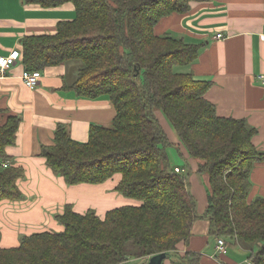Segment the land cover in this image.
Wrapping results in <instances>:
<instances>
[{
  "label": "trees",
  "instance_id": "obj_1",
  "mask_svg": "<svg viewBox=\"0 0 264 264\" xmlns=\"http://www.w3.org/2000/svg\"><path fill=\"white\" fill-rule=\"evenodd\" d=\"M192 1L201 0H23L42 9L70 4L76 16L59 22L54 33L24 37L17 62L28 72L81 62L67 89L92 100L108 96L116 111L111 128L91 126L87 143L59 126L41 157L68 185L102 184L121 174L116 190L141 205L113 209L103 220L66 206L57 217L63 232L33 234L18 247L0 248V264H125L171 257L179 244H188L200 218L197 201L188 178L171 167V142L156 111L209 178L202 218L211 238L248 249L253 264H264V197L248 202L252 170L264 159L253 144L257 130L246 120L220 117L205 98L211 83L176 71L197 60L200 45L154 33L161 19L187 12ZM20 124L15 116L0 120V202L23 198V168L2 167ZM200 260L201 254L188 253L175 264Z\"/></svg>",
  "mask_w": 264,
  "mask_h": 264
},
{
  "label": "crops",
  "instance_id": "obj_2",
  "mask_svg": "<svg viewBox=\"0 0 264 264\" xmlns=\"http://www.w3.org/2000/svg\"><path fill=\"white\" fill-rule=\"evenodd\" d=\"M75 16L70 4L42 9L26 6L23 0H0V56L20 51L24 37L54 33L59 22ZM263 31L264 0L192 1L187 12L165 17L154 28L157 36L168 35L201 46L197 60L183 70L197 81L211 83L205 98L220 117L246 120L257 130L253 144L264 155V85L259 80L264 75ZM219 34L222 39L217 38ZM80 67L77 62L48 67L41 71L35 89L25 86L22 63L17 62L5 73L0 70L1 124L10 116L21 119L16 144L7 147L6 153L11 165L24 170V178L18 182L23 198L0 202L2 249L18 247L22 236L63 232L57 217L64 214L66 206L81 215L94 211L103 220L113 209L141 205L116 190L121 174L102 184L68 185L41 157L43 147L53 144L61 125L79 143L89 141L92 125L113 126L116 111L108 96L92 100L67 89L76 81ZM155 116L171 142V167L188 178L200 216L189 243L179 244L164 264L178 263L188 253L201 254L200 264H253L251 251L238 245L228 243L227 255L217 254V239L211 238L209 221L202 218L209 204V178L199 173L200 162L190 156L165 115L156 111ZM258 197H264V159L252 170L248 202ZM148 261L131 259L125 264Z\"/></svg>",
  "mask_w": 264,
  "mask_h": 264
},
{
  "label": "built area",
  "instance_id": "obj_3",
  "mask_svg": "<svg viewBox=\"0 0 264 264\" xmlns=\"http://www.w3.org/2000/svg\"><path fill=\"white\" fill-rule=\"evenodd\" d=\"M217 38L222 39L223 35L219 34L217 36ZM261 39L264 41V31L261 35ZM19 58H20V53L18 51L12 52L10 54V56H8V57L0 56V70H1V72L5 73V72L9 71L17 63ZM41 78H42V74L39 71H37V72L25 71L23 73V76H22V79H23L25 86L29 89L37 88L40 84ZM259 80L264 85V75L260 76ZM10 165H11L10 162L2 163V167H4V168L9 167ZM175 171L177 173H182V171L178 168H176ZM228 251H229V245L227 244L225 239H222V238L217 239V254L219 256H225V255H227Z\"/></svg>",
  "mask_w": 264,
  "mask_h": 264
},
{
  "label": "water",
  "instance_id": "obj_4",
  "mask_svg": "<svg viewBox=\"0 0 264 264\" xmlns=\"http://www.w3.org/2000/svg\"><path fill=\"white\" fill-rule=\"evenodd\" d=\"M167 257H168V254H166V253H162L159 255L152 256L149 259L148 264H164Z\"/></svg>",
  "mask_w": 264,
  "mask_h": 264
},
{
  "label": "rangeland",
  "instance_id": "obj_5",
  "mask_svg": "<svg viewBox=\"0 0 264 264\" xmlns=\"http://www.w3.org/2000/svg\"><path fill=\"white\" fill-rule=\"evenodd\" d=\"M77 63H79L78 61H76ZM80 65H81V62L79 63ZM183 69L181 68V67H177L176 68V71L178 72V71H182ZM133 200H135V199H133ZM137 201V200H136ZM23 238L25 237V236H22ZM22 240V239H21Z\"/></svg>",
  "mask_w": 264,
  "mask_h": 264
}]
</instances>
